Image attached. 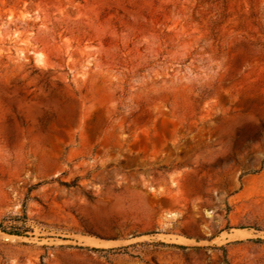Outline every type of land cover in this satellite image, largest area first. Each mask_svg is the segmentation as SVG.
<instances>
[{"label":"rangeland","instance_id":"374dc122","mask_svg":"<svg viewBox=\"0 0 264 264\" xmlns=\"http://www.w3.org/2000/svg\"><path fill=\"white\" fill-rule=\"evenodd\" d=\"M0 224V264H264V0H0Z\"/></svg>","mask_w":264,"mask_h":264},{"label":"trees","instance_id":"16d2710c","mask_svg":"<svg viewBox=\"0 0 264 264\" xmlns=\"http://www.w3.org/2000/svg\"><path fill=\"white\" fill-rule=\"evenodd\" d=\"M23 218H26V216H22ZM0 229L6 233H9V234H15V235H21L23 234V232L21 231H18L16 229H5L4 227H2V225L0 224ZM159 244L161 245H170V244H167V243H163V242H159ZM178 247L180 248H189V246H184V245H177ZM78 248H81V249H86V250H89V251H95V252H113V251H120V250H123L126 248V246H120V247H113V248H98V247H83V246H78Z\"/></svg>","mask_w":264,"mask_h":264}]
</instances>
